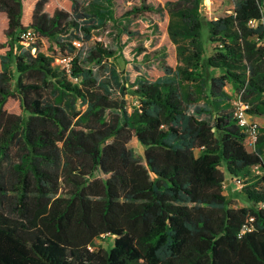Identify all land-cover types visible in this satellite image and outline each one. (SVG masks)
I'll return each mask as SVG.
<instances>
[{
    "label": "trees",
    "instance_id": "obj_1",
    "mask_svg": "<svg viewBox=\"0 0 264 264\" xmlns=\"http://www.w3.org/2000/svg\"><path fill=\"white\" fill-rule=\"evenodd\" d=\"M51 2L0 0V264H264V126L250 151L226 89L264 115V0L216 19L202 0ZM166 12L179 64L159 58L163 77L130 82L115 49L83 50L109 22L119 40L149 39L136 21ZM67 55L77 82L56 63ZM226 173L247 205L228 200ZM103 236L112 247L93 248Z\"/></svg>",
    "mask_w": 264,
    "mask_h": 264
},
{
    "label": "rangeland",
    "instance_id": "obj_2",
    "mask_svg": "<svg viewBox=\"0 0 264 264\" xmlns=\"http://www.w3.org/2000/svg\"><path fill=\"white\" fill-rule=\"evenodd\" d=\"M82 4L87 5L88 0H79ZM150 3L155 5L165 6L168 1L174 0H148ZM72 0H63V5L65 7H70ZM27 3V8H28ZM127 5H124L126 7ZM235 3L234 0H202L201 11L206 19H216L221 16L233 13ZM121 11H117V14H121ZM171 21V16L168 12L165 13L163 18L158 15H152V21H142L138 19L136 21L135 28L140 30L142 34H149V39L138 40L129 39L128 35L123 34L121 40L116 38L117 30L112 27V23L109 22L107 26L98 27L93 31V37L90 41L84 43V52L88 51L96 41L103 42L109 48H113L117 51L116 57L110 58L108 62L115 64L118 70L121 72L122 77H128V81L133 82L137 77L144 76L148 79H158L165 75L159 64V58H164L167 63L176 67L179 64L178 61V50L177 44H175L169 35V24ZM152 22L158 23L160 33L158 35L153 34ZM5 25L4 15L0 14V42L2 40V31ZM204 40H206V56L212 53L214 43L208 41V29L204 28L203 31ZM119 40V41H118ZM121 42V43H120ZM123 46V47H122ZM122 47V50H121ZM140 48H145L144 51L139 52ZM145 54H157L154 57L144 58ZM94 71L98 77L102 76V69L100 65L91 64ZM228 92L232 95L233 104L234 101L238 99L236 94L233 92L231 85H228ZM128 101L132 102L133 95H128ZM7 108L11 111H20L19 102L16 99H10L7 103ZM255 120L258 122L259 126H264V115L254 116ZM130 146L134 151L139 154H144V147L139 143L137 139H134ZM247 147L251 151L253 150L254 143L247 140ZM259 170V169H256ZM225 194L228 200L234 206H244L247 205V201L241 193V186L226 173L225 181ZM114 239L103 236L96 240V247H104L109 249L112 247Z\"/></svg>",
    "mask_w": 264,
    "mask_h": 264
},
{
    "label": "built area",
    "instance_id": "obj_3",
    "mask_svg": "<svg viewBox=\"0 0 264 264\" xmlns=\"http://www.w3.org/2000/svg\"><path fill=\"white\" fill-rule=\"evenodd\" d=\"M258 21H251L252 25L257 24ZM21 39L23 40V43L25 45H29L36 39V34L32 30L25 31L21 33ZM258 42L260 45L264 46V34L260 37H258ZM77 46H81V42L75 41L74 42ZM35 51V49H34ZM56 63L58 66L66 71L70 78L77 82L79 80L78 77H71V70H72V63H73V56L67 55L63 56L56 60ZM234 117L237 119L240 126L245 128V130L248 133V141L255 143L257 140L258 132H259V124L255 120L254 115L251 112V104L248 101H245L243 99H237L234 101Z\"/></svg>",
    "mask_w": 264,
    "mask_h": 264
},
{
    "label": "crops",
    "instance_id": "obj_4",
    "mask_svg": "<svg viewBox=\"0 0 264 264\" xmlns=\"http://www.w3.org/2000/svg\"><path fill=\"white\" fill-rule=\"evenodd\" d=\"M32 5H33V2L32 1H30L29 2V4H28V8H27V19L29 18V16H30V14H31V11H32ZM56 6H60V7H63V8H66V9H68V10H71V8H72V3H71V5H70V7H65L64 5H63V0H52V2H51V7L49 8L50 9V11H52L53 10V8L54 7H56ZM2 15V14H1ZM4 19H5V25H4V28H3V31H4V29L6 28V25H7V20H6V18H5V16H4ZM3 31H2V40H4V34H3ZM0 53H1V49H0ZM154 80V79H153Z\"/></svg>",
    "mask_w": 264,
    "mask_h": 264
}]
</instances>
